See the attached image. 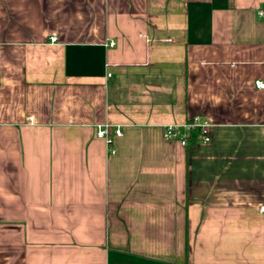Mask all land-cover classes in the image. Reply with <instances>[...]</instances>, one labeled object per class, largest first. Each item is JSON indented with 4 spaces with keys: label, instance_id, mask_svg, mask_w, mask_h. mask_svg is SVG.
<instances>
[{
    "label": "crops",
    "instance_id": "obj_1",
    "mask_svg": "<svg viewBox=\"0 0 264 264\" xmlns=\"http://www.w3.org/2000/svg\"><path fill=\"white\" fill-rule=\"evenodd\" d=\"M256 80L264 0H0V264H264Z\"/></svg>",
    "mask_w": 264,
    "mask_h": 264
},
{
    "label": "built area",
    "instance_id": "obj_2",
    "mask_svg": "<svg viewBox=\"0 0 264 264\" xmlns=\"http://www.w3.org/2000/svg\"><path fill=\"white\" fill-rule=\"evenodd\" d=\"M55 41L56 37H52L51 42ZM110 45L113 46L114 43H110ZM255 86L264 90V82L261 80H256ZM108 127L107 124L98 125L97 136L106 140L110 153L114 154L115 149L112 147L113 137L109 134ZM211 128L212 124L207 119L196 115L183 124H168L165 127L164 137L166 140L177 142L184 147H193L198 142L207 144L211 141ZM114 134L118 137L122 135V132L119 128H116ZM260 211L264 213V206L260 208Z\"/></svg>",
    "mask_w": 264,
    "mask_h": 264
}]
</instances>
